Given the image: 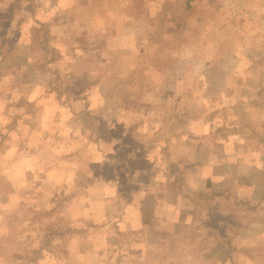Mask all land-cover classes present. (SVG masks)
I'll list each match as a JSON object with an SVG mask.
<instances>
[{
    "label": "crops",
    "instance_id": "crops-1",
    "mask_svg": "<svg viewBox=\"0 0 264 264\" xmlns=\"http://www.w3.org/2000/svg\"><path fill=\"white\" fill-rule=\"evenodd\" d=\"M16 1L0 0V147L15 103L35 104L32 132L76 120L96 147H67L78 196L93 209L105 181L102 219L123 207L107 227L83 216L61 261L164 262L183 238L264 264L263 0Z\"/></svg>",
    "mask_w": 264,
    "mask_h": 264
},
{
    "label": "rangeland",
    "instance_id": "rangeland-1",
    "mask_svg": "<svg viewBox=\"0 0 264 264\" xmlns=\"http://www.w3.org/2000/svg\"><path fill=\"white\" fill-rule=\"evenodd\" d=\"M18 1L15 4H18ZM237 1L238 6H242L240 14L253 11L243 0ZM260 3L264 8V0ZM230 6L229 4L226 6L228 11H231ZM9 12L8 10L7 14ZM16 12L17 10H14V13ZM257 23L264 25V18L258 19ZM15 105L22 110V113L19 112L18 120L8 118L4 122L11 120L17 132L5 140L8 149H5L4 144L0 147V264H80L76 259V262L73 261V255L68 258L71 262H62L64 259L61 258V251L66 249V245V251H70L68 244L75 242L74 233L83 225V216L86 222L92 224L90 213L94 209L98 216L100 212L99 220L101 219L105 226L99 228L111 224L116 215L124 219L123 207L115 201L110 204L115 214L102 219L101 215L106 205L103 201L107 198L104 191H107L108 187L105 181L99 185L102 192L93 209H89L91 206L89 200L79 197L76 191L79 168L70 167L71 165L67 163L75 162L78 152L67 150V147L71 144V147L73 146L71 149L75 150L77 147L88 146L90 150L85 152L84 159L89 160L96 149L88 144L93 142L94 136L86 138L83 144L79 145L76 120L66 122L67 126L62 129L65 131L64 136L43 129L34 128L32 132V108L36 107L35 104ZM8 107L6 104L4 109ZM109 122V120L106 122L107 127ZM63 140L66 142L65 150L52 149L57 148ZM36 145L37 148L48 150H32V146ZM99 173L108 178L105 170ZM123 184L119 185L120 190H125ZM89 188L84 189L85 193H90ZM82 202L86 203L85 208ZM212 236L216 235L213 233ZM216 239L212 243L216 242ZM200 242L196 246H190L188 244L190 240L181 238L180 246L165 247L168 252L164 251V262L147 261V264H223L220 253L215 252L214 244L206 245ZM114 249L119 252L118 248ZM73 252H77V249H73ZM113 254V258L110 256L113 260H110L109 264H115ZM240 255L236 258L243 257ZM116 263L118 264L117 261Z\"/></svg>",
    "mask_w": 264,
    "mask_h": 264
}]
</instances>
